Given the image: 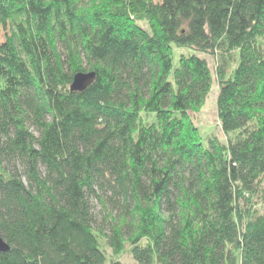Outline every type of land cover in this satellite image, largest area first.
<instances>
[{
	"label": "trees",
	"instance_id": "obj_1",
	"mask_svg": "<svg viewBox=\"0 0 264 264\" xmlns=\"http://www.w3.org/2000/svg\"><path fill=\"white\" fill-rule=\"evenodd\" d=\"M3 14L0 264H124L105 244L141 264H264V0H0ZM214 73L225 139L192 117ZM93 199L118 209L109 232Z\"/></svg>",
	"mask_w": 264,
	"mask_h": 264
},
{
	"label": "rangeland",
	"instance_id": "obj_2",
	"mask_svg": "<svg viewBox=\"0 0 264 264\" xmlns=\"http://www.w3.org/2000/svg\"><path fill=\"white\" fill-rule=\"evenodd\" d=\"M161 1V0H156ZM142 24H147L146 21H141ZM9 34H10V24L9 19L6 14H3L0 18V47L2 46V50L0 53H4L7 56L11 55L10 47H9ZM4 49V50H3ZM186 48H180L179 51H186ZM177 51L176 55L179 53ZM202 56H205L212 68L215 70L216 65V57L212 53H201ZM218 81L216 75L214 73V82L212 84V88L205 100L204 105L201 110L195 113H192V117L202 130L203 135H208L211 133H216L221 139H225L226 135L223 132L220 124L219 117L217 113V95H218ZM93 209L96 215V222H94L95 226L104 227L107 232H109V224L106 220L109 218V213L113 216L117 214L118 209L113 208L112 205L106 203L103 205L98 199H93ZM112 211V212H111ZM106 251L109 256H113L114 258H120L124 264H141L139 263L126 248L122 252L117 253L114 252L108 244H105Z\"/></svg>",
	"mask_w": 264,
	"mask_h": 264
},
{
	"label": "water",
	"instance_id": "obj_3",
	"mask_svg": "<svg viewBox=\"0 0 264 264\" xmlns=\"http://www.w3.org/2000/svg\"><path fill=\"white\" fill-rule=\"evenodd\" d=\"M96 77L95 70H88V71H77L74 76L73 80L70 84V90H85L89 84H91ZM10 247L9 243L0 235V250L6 251Z\"/></svg>",
	"mask_w": 264,
	"mask_h": 264
}]
</instances>
